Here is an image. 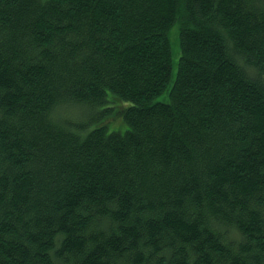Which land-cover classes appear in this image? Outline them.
Returning <instances> with one entry per match:
<instances>
[{
    "label": "trees",
    "instance_id": "1",
    "mask_svg": "<svg viewBox=\"0 0 264 264\" xmlns=\"http://www.w3.org/2000/svg\"><path fill=\"white\" fill-rule=\"evenodd\" d=\"M0 264H264V0H0Z\"/></svg>",
    "mask_w": 264,
    "mask_h": 264
},
{
    "label": "rangeland",
    "instance_id": "2",
    "mask_svg": "<svg viewBox=\"0 0 264 264\" xmlns=\"http://www.w3.org/2000/svg\"><path fill=\"white\" fill-rule=\"evenodd\" d=\"M169 40H170L171 49H172V68H171V78H170V84H171V81L173 80L175 73L177 71L178 59L180 55L179 41H178V25L172 26V28L169 30ZM157 99L162 100V101H168L167 92L166 91L163 92L161 95L157 97ZM125 103L126 105L128 104V102H125ZM117 106H120V105H117ZM105 107L106 105H103L99 107L97 111L99 110L101 111ZM68 112L69 114H71V119L80 121L78 116H76V115H81L82 113L78 106H72ZM100 122L108 125L109 130L124 131L126 129V124L123 121V119L121 120L117 116H114V117L107 116L106 118H103V119L100 118L98 121L91 123L90 127L93 128L97 126Z\"/></svg>",
    "mask_w": 264,
    "mask_h": 264
}]
</instances>
